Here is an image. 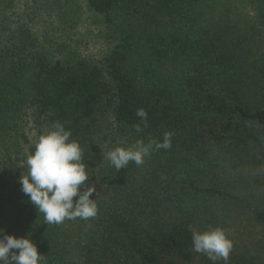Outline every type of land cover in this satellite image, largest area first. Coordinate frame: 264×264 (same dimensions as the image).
I'll return each mask as SVG.
<instances>
[{
    "label": "trees",
    "instance_id": "obj_1",
    "mask_svg": "<svg viewBox=\"0 0 264 264\" xmlns=\"http://www.w3.org/2000/svg\"><path fill=\"white\" fill-rule=\"evenodd\" d=\"M87 5L123 19L99 62L62 59L35 27L0 37V229L30 238L43 264H213L191 234L220 227L227 264H264V0ZM30 108L83 149L94 218L47 224L21 191ZM165 132L171 147L156 149ZM138 140L153 143L142 165H110L109 151Z\"/></svg>",
    "mask_w": 264,
    "mask_h": 264
},
{
    "label": "clouds",
    "instance_id": "obj_2",
    "mask_svg": "<svg viewBox=\"0 0 264 264\" xmlns=\"http://www.w3.org/2000/svg\"><path fill=\"white\" fill-rule=\"evenodd\" d=\"M136 115L146 127L145 110L138 109ZM136 130H141L138 125ZM172 135L165 132L163 142L155 143V148L169 149ZM70 137L71 132L63 124L54 123L47 134L38 137L35 150L26 161L27 174L23 173L19 179L21 191L43 214L47 224L59 225L76 218L87 220L98 214L96 199H90L95 188L86 184L89 175L82 162L83 149ZM152 150V142L145 144L138 140L127 148L116 147L109 151L107 159L118 171L127 168L130 162L136 166L142 165ZM191 242L193 251L206 255L213 264L220 260L227 264L233 249L232 240L220 227H209L203 232L192 231ZM44 256L38 254L30 238H16L0 229V264H43Z\"/></svg>",
    "mask_w": 264,
    "mask_h": 264
},
{
    "label": "rangeland",
    "instance_id": "obj_3",
    "mask_svg": "<svg viewBox=\"0 0 264 264\" xmlns=\"http://www.w3.org/2000/svg\"><path fill=\"white\" fill-rule=\"evenodd\" d=\"M121 20L106 24L89 9L87 0H0V37L7 39L12 35L11 40L15 41L21 26L35 27L40 43L44 47L51 45L53 50L56 48L62 59L67 60L87 58L99 62L104 59L117 42L122 30ZM27 113L31 120L27 129L38 140L48 131L33 115L32 108L27 109ZM33 126L42 133L33 131Z\"/></svg>",
    "mask_w": 264,
    "mask_h": 264
}]
</instances>
